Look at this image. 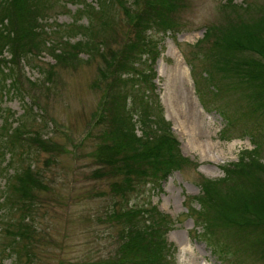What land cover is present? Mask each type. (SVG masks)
Masks as SVG:
<instances>
[{
	"label": "trees",
	"instance_id": "1",
	"mask_svg": "<svg viewBox=\"0 0 264 264\" xmlns=\"http://www.w3.org/2000/svg\"><path fill=\"white\" fill-rule=\"evenodd\" d=\"M61 1L0 0V92L24 96L23 68L35 61L37 52L49 53L55 61L46 72L48 85L53 83L56 66L73 67L84 54L89 59L101 56L104 65L100 69L106 79L111 78V84L101 108L103 122L97 124L101 131L90 136L102 146L92 156L96 177L112 182L109 207L98 216L101 222L105 217L103 224L118 228L107 264H178V249L168 238L176 221L147 201V191L195 166L170 133L153 87V65L159 55L154 34L178 33L183 0H146L133 19V39L120 53L111 49L108 54L104 53L109 44L104 34L113 28L125 0H99L97 6L82 0L72 24L48 31V12ZM231 3L223 5L227 24L218 30L209 28L193 46L199 50L195 60L199 62L201 57L206 67L199 62L203 74H196L194 65L192 72L204 108L212 111L218 105L226 117L222 139L237 138L231 131L242 121L245 125L250 122L242 137H249L254 148L243 152L238 162L223 166L222 178H203L201 195L190 203L200 207L191 209L197 213L200 227L197 238L208 242L225 262L256 264L264 261V8ZM135 6L136 2L130 4L129 15ZM254 12L258 15L245 18ZM84 17L87 25L80 24ZM232 90L244 99L234 98ZM224 100L228 104L221 105ZM236 100L245 102V107L241 112H228L226 105ZM29 109L33 111L32 106ZM27 114L25 110L24 116ZM10 117H4L0 128V172L7 161L6 168L16 158L27 160L55 152L48 151L49 141L41 132L30 131L24 122L14 127ZM12 168L3 202L6 210L19 217L13 220L18 223L11 227L12 240L5 252L9 250L10 256H6L14 259L13 264H31L36 237L31 215L39 207V193L46 191L45 180L33 163Z\"/></svg>",
	"mask_w": 264,
	"mask_h": 264
},
{
	"label": "rangeland",
	"instance_id": "2",
	"mask_svg": "<svg viewBox=\"0 0 264 264\" xmlns=\"http://www.w3.org/2000/svg\"><path fill=\"white\" fill-rule=\"evenodd\" d=\"M98 1L87 2L97 6ZM76 2L71 0L66 7L56 6L47 15L48 27L72 24L78 17L77 10L81 8ZM133 2L137 6L129 15ZM145 2L125 0L122 9L117 12L118 19L113 28L104 34L105 42H109L105 54L111 53V49L120 53L133 39V19L144 8ZM228 3L230 0H183V8L178 14V33L154 34L159 43V55L153 68L157 71L155 82L159 86L164 116L172 124L183 153L202 164L176 172L161 187L152 186L147 191V201L151 200L176 220L168 238L178 248V264H230L223 261L203 238H197L200 227L196 224L197 213L191 209L199 210L200 207L198 204L191 205L190 201L201 195L203 178H222L223 166L237 162L243 152L253 149L250 138L242 137L243 129L250 122L245 125L242 121L231 131L230 135L237 138L222 139L226 117L219 111L218 105L213 106L212 111L204 108L196 89V78L191 72L194 65L196 71L203 74V68L199 71L196 62L190 60L196 59V52L199 51L193 45L206 36L208 27L214 26L218 30L227 24L228 15L224 7ZM232 4L264 8V0H233ZM256 15L254 12L245 18L252 19ZM81 24L87 25L88 18L84 17ZM100 40L101 37L96 42ZM36 55L35 61L23 68L24 96H6V91L3 94L0 92V128L4 117L10 115L14 127L24 122L30 131L41 132L49 141L48 151L55 152L32 155L26 157L27 160L16 158L6 168L7 161L3 172H0V264L4 258L2 264L14 262L5 248L12 240L10 235L14 229L11 227L18 223L13 220L19 217L4 208L8 188L6 178L13 174L12 167L25 163H33L36 170L42 172L46 186V191L38 195L39 207L31 215L36 229L31 264H107L118 228L103 224L105 217L101 222L98 216L109 207L112 182L96 177L92 156L102 146L96 144L90 135L91 132L98 135L101 131L97 124L103 122L101 108L111 78L106 79L105 72L100 69L104 65L101 56L89 59L84 54L82 61L73 67L56 66L53 83L48 85L46 72L55 61L49 53L37 52ZM199 62L204 64L201 57ZM207 83L209 87V81ZM205 91L209 97V90ZM231 94L236 99H244L234 90ZM225 103L224 100L221 105ZM245 104L236 100L226 106L230 109L228 112L233 113L241 112ZM25 110H28L26 116ZM142 198L146 200V195ZM7 227H10V232ZM256 264H264V261H257Z\"/></svg>",
	"mask_w": 264,
	"mask_h": 264
},
{
	"label": "bare ground",
	"instance_id": "3",
	"mask_svg": "<svg viewBox=\"0 0 264 264\" xmlns=\"http://www.w3.org/2000/svg\"><path fill=\"white\" fill-rule=\"evenodd\" d=\"M200 150H201V149H200ZM204 151H206V147H205Z\"/></svg>",
	"mask_w": 264,
	"mask_h": 264
}]
</instances>
